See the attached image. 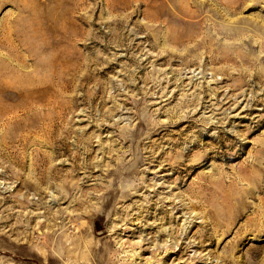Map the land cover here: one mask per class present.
I'll use <instances>...</instances> for the list:
<instances>
[{
    "label": "rangeland",
    "instance_id": "1",
    "mask_svg": "<svg viewBox=\"0 0 264 264\" xmlns=\"http://www.w3.org/2000/svg\"><path fill=\"white\" fill-rule=\"evenodd\" d=\"M116 1L0 0V84L59 95L0 147V264H264V0Z\"/></svg>",
    "mask_w": 264,
    "mask_h": 264
},
{
    "label": "bare ground",
    "instance_id": "2",
    "mask_svg": "<svg viewBox=\"0 0 264 264\" xmlns=\"http://www.w3.org/2000/svg\"><path fill=\"white\" fill-rule=\"evenodd\" d=\"M119 0L116 1V3ZM158 1V0H156ZM163 7L169 3V0H161ZM108 3H110L108 1ZM115 3V4H116ZM221 5H224L228 12L231 13L232 10L226 2L221 1ZM183 8V7H181ZM180 12L177 14L165 13L168 16V22L166 23H177L182 27V29L176 28L172 29L173 33L168 37V40L175 45L185 43L186 41H196L194 48L202 46L201 41H197L195 38L196 30L199 28L200 21L194 13H188L186 9H179ZM186 10L187 13H184ZM141 13V12H140ZM145 17H156L155 14L142 13ZM260 22H257L259 25ZM261 24L260 26H263ZM260 26H258L260 28ZM191 50V49H190ZM64 63H67V59H64ZM44 73L50 72L52 69H42ZM1 75V74H0ZM259 78L264 77V75L258 76ZM1 81V80H0ZM51 83L48 81H38L32 82L31 80H23L15 84H0V143L2 144V151L11 152L17 149V146H27L28 139L25 135L18 134L19 131L27 129H37L40 125H44L41 122L40 117L42 114L51 115L54 112L58 102L59 95L52 92ZM257 103L260 100L257 99ZM45 133L49 132L48 128H44ZM47 136V135H46ZM44 156L42 161H45ZM20 184L22 187H30L32 183L27 179L21 180ZM36 188L39 186L35 184ZM35 187V186H34ZM14 207L22 208L27 205L26 200H17L14 202ZM13 209V208H12ZM260 212L258 216L264 214ZM238 213L236 216H240ZM264 216V215H263ZM256 217L248 219L249 221H256ZM241 231V228L238 230ZM257 231V230H256ZM251 232H255L251 230ZM261 232V229L258 230ZM217 233V232H216ZM173 254V252H172Z\"/></svg>",
    "mask_w": 264,
    "mask_h": 264
}]
</instances>
